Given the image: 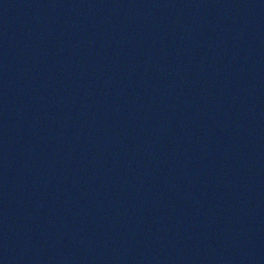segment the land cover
<instances>
[{
  "label": "water",
  "instance_id": "water-1",
  "mask_svg": "<svg viewBox=\"0 0 264 264\" xmlns=\"http://www.w3.org/2000/svg\"><path fill=\"white\" fill-rule=\"evenodd\" d=\"M0 202L264 264V0H0Z\"/></svg>",
  "mask_w": 264,
  "mask_h": 264
}]
</instances>
